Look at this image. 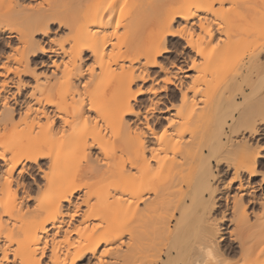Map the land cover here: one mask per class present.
I'll return each mask as SVG.
<instances>
[{"label": "bare ground", "instance_id": "obj_1", "mask_svg": "<svg viewBox=\"0 0 264 264\" xmlns=\"http://www.w3.org/2000/svg\"><path fill=\"white\" fill-rule=\"evenodd\" d=\"M2 34L0 264H264V0H0Z\"/></svg>", "mask_w": 264, "mask_h": 264}, {"label": "rangeland", "instance_id": "obj_2", "mask_svg": "<svg viewBox=\"0 0 264 264\" xmlns=\"http://www.w3.org/2000/svg\"><path fill=\"white\" fill-rule=\"evenodd\" d=\"M176 20V21H175ZM174 20V22H173V26L176 28V27H178V24L180 23L178 20V18H176ZM248 23V22H247ZM176 24V25H175ZM240 25H243V26H247L248 24H244V22H242ZM50 32H49V35L48 36H50V37H54V38H56V40L57 41H63L64 40V38H65V29L64 28H62V27H57V24L56 23H54V24H51L50 25ZM38 36H36V39H39V38H37ZM0 56H4L6 53H8V51H10V48L11 47H14V45H17V40L15 39V38H10V40L9 39H7V37H6V35L5 34H2V35H0ZM7 40V41H6ZM47 40V39H46ZM46 40H44V45L46 44ZM6 42H8V43H6ZM6 43V44H5ZM166 44H167V46H168V48H170V50H171V52L170 53H167V54H163L162 56H160L158 59L160 60V61H162V63H164L168 68H171L170 67V65H172V64H179V63H182V61H185V60H187V56H188V54L190 55V51L187 49V48H184L182 45H183V41L180 39V38H178V37H167L166 38ZM183 47V48H182ZM166 55V56H165ZM40 58L38 59V61H37V65H36V67H35V69H36V71L38 72V73H45V74H47L50 78L52 77L53 78V75L51 74V70L53 69V67L52 66H50L49 64H47V63H49V61H48V58L47 57H45V56H43L42 54H40V56H39ZM41 58H42V61H44V64H46V65H43V64H41V63H39V61L41 60ZM164 58V59H163ZM167 58V59H166ZM44 59V60H43ZM185 59V60H184ZM170 62V63H169ZM173 62V63H172ZM167 63H168V65H167ZM153 70V71H152ZM151 71L153 72H151L150 71V73H152V75L154 74V69H152ZM49 74H48V73ZM156 72V71H155ZM41 75V74H40ZM43 75V74H42ZM41 75V76H42ZM180 74H178V76H179ZM177 75H176V78L177 79H179L180 77H182L181 75H180V77H178ZM24 79L25 80H29L30 78L29 77H24ZM183 80H184V78H182ZM170 88H172V86H170ZM234 92H237V91H234ZM139 98H142V99H145V96H139ZM141 100V99H140ZM171 101H173L172 100V98H171ZM250 102V103H249ZM249 102H247V104L245 105V104H241V106H242V108H241V106H239L237 109H235L234 111H233V109H229V110H224L225 111V113L227 112V111H229L230 113H231V111H233L235 114H238V112H239V110H240V108L241 109H243L244 107H245V110H249L250 109V105H251V101H249ZM253 102V101H252ZM247 107V108H246ZM236 110H238V112L236 111ZM244 109L243 110H240V112L241 111H245ZM242 112V113H243ZM247 112V111H246ZM224 112L221 114V117H222V115H223V117L224 116H226V114H225ZM229 113V114H230ZM227 114H228V112H227ZM228 114V115H229ZM229 117V116H228ZM227 117V119H229ZM230 122V121H229ZM256 122H258L257 124H256ZM255 122V125L258 127V131L260 132L259 134H257V135H255V134H253V135H250V133H249V131H246V130H241L240 128V131L238 132H236V134H235V137H238V138H241V137H245V136H247V139L248 138H251L252 140H253V138H255V139H258V143H260V144H264V122H259V120H257ZM239 126V125H238ZM240 126H242V124L240 125ZM243 127V126H242ZM241 127V128H242ZM244 128V127H243ZM262 129V130H261ZM242 131V132H241ZM227 133H229V131H227ZM234 134H232L233 136H234ZM261 134V135H260ZM250 135V136H249ZM246 138V137H245ZM257 143V144H258ZM259 144V145H260ZM252 145H254V147H255V143L253 142L252 143ZM46 160L44 159V160H40V163H41V165H43V164H46ZM212 166L215 168V162H212ZM213 168V169H214ZM262 169H264V168H262ZM216 172V171H215ZM217 173V172H216ZM34 174V175H33ZM33 174H31V178H33L34 179V182L33 181H31V179L29 178V176L28 177H26V181H30V183H29V185H30V188H31V190H32V192L33 191H35L36 189L35 188H37L36 186H37V184L36 183H38L39 181L41 182V179L39 178V177H37V175H35V173H33ZM32 176H36L35 178L34 177H32ZM242 179H243V181H245V182H248V186L247 187H251V186H253V187H255L256 186V181L259 179L258 177L259 176H257L256 178H250L246 173H243L242 174ZM249 177V178H248ZM36 181H38V182H36ZM39 182V183H40ZM235 185L236 184H234L233 185V187H235ZM249 206V205H248ZM248 206H246V211L248 212V214L250 215V216H252V213H251V207L249 208ZM215 215H216V217L218 216L219 217V212H216V213H214ZM219 214V215H218ZM220 221V220H219ZM223 222V221H222ZM221 222V223H222ZM228 225V223H226L224 226H227ZM222 227H223V223H222ZM225 233V230H224V235H223V237H224V239H223V243H225V242H227L228 240H229V238H227L228 237V234H226ZM225 236H226V238H225ZM225 241V242H224ZM230 241V240H229ZM228 241V242H229Z\"/></svg>", "mask_w": 264, "mask_h": 264}]
</instances>
